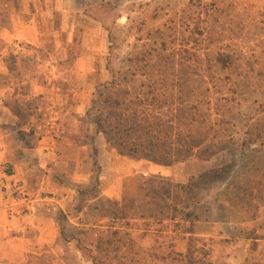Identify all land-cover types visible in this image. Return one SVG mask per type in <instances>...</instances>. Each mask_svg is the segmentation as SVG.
Instances as JSON below:
<instances>
[{
    "label": "rangeland",
    "instance_id": "1",
    "mask_svg": "<svg viewBox=\"0 0 264 264\" xmlns=\"http://www.w3.org/2000/svg\"><path fill=\"white\" fill-rule=\"evenodd\" d=\"M18 4L0 0V23ZM46 4L53 26L40 46L0 44L7 48L0 82L21 94L11 100L21 122L41 107L40 119L54 120L43 122L51 130L59 108L74 112L75 142L87 152L84 159L73 152L88 182L74 186L80 194L68 212L89 215L84 255L93 264H264V0ZM25 82L44 94L33 97ZM104 87L133 110L161 115V137L169 133L171 152L183 159L158 165L119 155L95 124L108 112L93 110ZM104 143L121 159L107 175L97 150ZM74 172L71 164L64 180L71 183ZM118 178V199L104 195ZM193 178L192 191L177 188Z\"/></svg>",
    "mask_w": 264,
    "mask_h": 264
},
{
    "label": "crops",
    "instance_id": "2",
    "mask_svg": "<svg viewBox=\"0 0 264 264\" xmlns=\"http://www.w3.org/2000/svg\"><path fill=\"white\" fill-rule=\"evenodd\" d=\"M17 1V9L11 6L8 24L0 23V44L26 43L38 47L43 43L48 13L51 12V18L54 15L53 7L46 4V0ZM48 25L51 31L52 23L49 21ZM6 50H0V58H4ZM1 74H9V68L1 67ZM23 84L29 86V94L33 97L44 94L35 93L41 86L38 88L34 82ZM11 90L9 84L0 82V264H93L81 246L84 230L89 232L92 226L89 215L83 211L68 212L69 204L78 200L75 194H80L74 186L88 182L82 174L78 176L79 160L73 152L81 150L83 159L87 152V146L80 147L75 142V136L80 135L74 132V112L67 107L59 108L63 115L59 126L51 130L43 122L49 126L54 120H41L38 115L41 107L33 109L34 114L21 122V116L11 107V100L18 99L21 94L15 95ZM67 104L65 99L64 105ZM76 107V114L83 118L88 103L83 101ZM99 145L103 173L107 175L110 163L115 170L121 159L105 143ZM71 164L75 169L73 183L64 180ZM120 181L118 178L110 187L105 186L103 194L118 199ZM18 182L23 183L33 199L9 209L6 190Z\"/></svg>",
    "mask_w": 264,
    "mask_h": 264
},
{
    "label": "trees",
    "instance_id": "3",
    "mask_svg": "<svg viewBox=\"0 0 264 264\" xmlns=\"http://www.w3.org/2000/svg\"><path fill=\"white\" fill-rule=\"evenodd\" d=\"M97 108L98 111L102 108L108 109L105 116L100 111L99 115L96 116L95 124L99 128L98 132L107 137V143L119 155L131 159L147 160L158 165H170L173 160H167L168 158L183 159L177 157L176 151L171 152L172 149L169 147V141H167L171 138L169 133H165L166 139L161 137L165 131L163 126L165 123H163L164 119L161 115L131 109L126 105L125 100H122L115 93V90L108 89V87H104L103 91H99L97 100L93 102V110ZM212 173L216 174L217 172ZM197 179L202 180L204 177ZM194 180L193 178L188 184L177 188L181 191H192L195 187ZM185 217L188 220L187 218L192 217V214L185 215ZM108 228V230L115 229L110 235V240H114L119 234L118 227L113 223ZM190 233L193 234L192 231ZM112 240L109 242H112ZM103 243V240L99 241L96 246L97 250L102 248Z\"/></svg>",
    "mask_w": 264,
    "mask_h": 264
},
{
    "label": "built area",
    "instance_id": "4",
    "mask_svg": "<svg viewBox=\"0 0 264 264\" xmlns=\"http://www.w3.org/2000/svg\"><path fill=\"white\" fill-rule=\"evenodd\" d=\"M6 196L8 201V208L12 206H18L22 202L28 203L33 199V195L25 188L23 183L18 182L15 186L6 190Z\"/></svg>",
    "mask_w": 264,
    "mask_h": 264
}]
</instances>
